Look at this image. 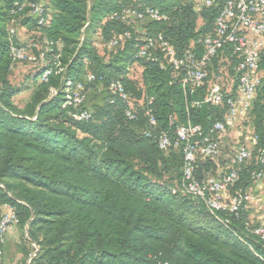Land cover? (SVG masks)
<instances>
[{"label":"trees","instance_id":"obj_1","mask_svg":"<svg viewBox=\"0 0 264 264\" xmlns=\"http://www.w3.org/2000/svg\"><path fill=\"white\" fill-rule=\"evenodd\" d=\"M32 2L45 5V23L30 13ZM147 6L160 9L167 19L140 21L144 32L137 33L134 22L110 18L125 8ZM218 10L217 3L203 6L204 27L197 31L192 0H0V218L6 205L13 207L30 246L21 249L27 257L35 253L30 264H154L159 259L169 264H264V241L248 224L245 209L211 212L202 199L174 193L182 180V151L172 146L161 150L157 142L161 132L174 140L176 126L188 119L207 130L222 119L225 106L194 104L205 87L187 88L185 94L178 72L163 58L137 54L141 36L158 33L183 51L212 31ZM19 26L40 34L34 42L43 48L34 55H44L24 109L14 101L21 90L10 79L19 62L10 55L11 44L26 46L17 38ZM126 30L131 38L115 46L116 55L105 61L96 39L108 43ZM226 54L235 62L229 50ZM134 62L142 67V86L127 76ZM47 69L52 70L48 81L41 82ZM88 73L96 79L86 80ZM113 79L123 81L131 100H139L132 103L133 119L126 115L128 104L108 92ZM76 82H83L86 100L90 90H103L100 103L88 108L85 100L88 120H75L73 108L64 106ZM147 109L156 119L154 128ZM249 114L262 137L264 76ZM220 158L198 154L196 178L227 172L229 165L220 170ZM232 168L239 178L227 188V197L246 193L252 172L261 167L255 154L253 162Z\"/></svg>","mask_w":264,"mask_h":264},{"label":"built area","instance_id":"obj_2","mask_svg":"<svg viewBox=\"0 0 264 264\" xmlns=\"http://www.w3.org/2000/svg\"><path fill=\"white\" fill-rule=\"evenodd\" d=\"M219 6L215 16L213 29L206 33L181 52L164 37L162 33L156 35L143 34L138 44L139 57L153 61L167 62L174 70L179 83L182 84L185 94L187 88L195 91L205 87L209 78V67L216 57L228 59L226 52L230 51V57L235 58L233 70L236 75L237 86L233 91L227 92L218 82H212L204 92L201 100L194 104L207 103L214 107H224L225 112L221 120H215L205 130L201 124H192L190 119L186 123L176 126L175 139L172 140L167 133L161 132L157 142L161 150L169 147L180 148L183 155L182 180L173 192L188 194L194 198L202 199L211 212L216 210H228L238 213L245 209L251 196L246 193L236 192L230 197L226 196L227 188L233 185L239 178V173L234 165H242L255 157L261 168L252 172L254 179L262 177L264 172V135L261 137L253 132L251 135V147L239 145L230 159L229 169L220 176H209L206 179H197L194 175L195 162L198 154L206 157H217L221 152L223 135L236 126L241 117L249 114L253 99L256 96L264 74L261 70V62L264 59V0H201L202 7ZM25 4H21V9ZM30 13L38 18L39 24L46 22V9L42 2L28 3ZM111 19L120 20L131 24L136 21H163L167 15L160 9L147 6L141 10L125 8L110 15ZM10 34H16L15 29H10ZM131 38V31L126 30L122 34L113 36L108 41V46L115 47L123 40ZM96 42L95 46L98 47ZM10 55L14 61H29L37 64L44 61V55L36 56L28 52L26 46L11 44ZM52 70L47 69L41 75L40 81H48ZM93 73H88L86 80H95ZM101 80V78H99ZM111 95L117 96L128 104L126 115L133 119L135 109L132 106L130 93L126 90L123 81L113 79L107 85ZM54 93V90H52ZM86 92L83 82H76L71 88L64 106H71L72 117L83 121L91 117V112L84 108ZM149 125L154 128L156 119L150 109L146 110ZM150 136L149 131H145ZM231 167V168H230ZM7 210L0 218V242L3 243L6 234L13 226L18 224V219L12 206L6 205ZM253 232L264 241V224H258ZM154 264H169L166 260H157Z\"/></svg>","mask_w":264,"mask_h":264},{"label":"rangeland","instance_id":"obj_3","mask_svg":"<svg viewBox=\"0 0 264 264\" xmlns=\"http://www.w3.org/2000/svg\"><path fill=\"white\" fill-rule=\"evenodd\" d=\"M194 4V8L196 13L198 14L197 19V31L202 30L204 27V20L200 16L201 13V0H192ZM213 26V25H212ZM133 30H135L137 33L144 32L143 23L142 22H134L132 25ZM39 33L36 31H28L26 27H17V38L21 43H24L26 47H28V52L31 54H36L35 52H40L43 48L42 43L40 41L34 42V39L36 37H39ZM96 42L99 43L97 49L99 54L103 57L105 61H110L114 58L118 51V47H109L106 42H104L102 39L98 38L96 39ZM234 62L231 58H220L215 62H212V64L209 67V78L206 82L205 90L212 82H218L220 83L223 88L225 89L226 93L233 91V89L237 86V80L236 75L233 70ZM262 73L264 74V67L261 68ZM37 72L36 64H32L29 61H22V62H16L14 65V68L12 70V73L10 75V79L12 83L18 87L21 91L18 92L14 96L15 103L21 108L24 109L26 107V104L30 100L31 93L33 89L36 86V82H34V77ZM141 73H142V67L138 62H134L130 68L129 72L127 74L128 77L133 79L134 81H137L139 86H142L141 82ZM104 97L102 88H97L95 90H90L87 94V100H86V107L91 108L94 104L100 103ZM132 103H138L139 100L135 98V96L132 97ZM248 124H243L242 127L238 126L236 129H229V132L231 135L229 137H225V145L221 147V153H220V164L222 168H226L229 165V159L231 158V155L233 151L239 146V144L243 143L241 141L243 140L244 136H249L251 133H249ZM251 197L252 195L248 193ZM262 222H258L256 225L260 224ZM26 234L22 236L20 239V247L26 246L30 250V246L25 241ZM23 252V251H22ZM34 254V252L31 253V255ZM24 257H27L24 255ZM30 257V256H29ZM27 257V259H29ZM28 264V262H27ZM30 264V263H29Z\"/></svg>","mask_w":264,"mask_h":264},{"label":"crops","instance_id":"obj_4","mask_svg":"<svg viewBox=\"0 0 264 264\" xmlns=\"http://www.w3.org/2000/svg\"><path fill=\"white\" fill-rule=\"evenodd\" d=\"M246 123L248 124L247 130L252 135V133L254 132V124L250 114L245 117H241L234 127L236 129L238 126L242 127V125ZM234 127H232V129H234ZM230 135L231 133L229 132V130L223 135L221 147H223V145H225L226 143L224 141L225 137H229ZM251 135L244 136V141H241L243 143L239 145H246L251 147ZM253 161L254 158L252 159V162ZM221 169L223 168L221 167L220 170ZM246 192L252 195L245 208V215L248 224L252 227L256 226L258 222H262V224H264V172L262 177L254 179L246 187ZM25 234V228H22L19 225L13 226L12 229L6 234L0 251V264H27L28 259L27 257H24V253L22 252V249L20 247V239Z\"/></svg>","mask_w":264,"mask_h":264},{"label":"water","instance_id":"obj_5","mask_svg":"<svg viewBox=\"0 0 264 264\" xmlns=\"http://www.w3.org/2000/svg\"><path fill=\"white\" fill-rule=\"evenodd\" d=\"M35 255V253L34 254H32V255H30V257H29V259H28V264L31 262V259H32V257Z\"/></svg>","mask_w":264,"mask_h":264}]
</instances>
